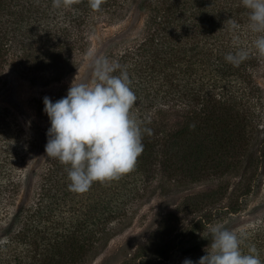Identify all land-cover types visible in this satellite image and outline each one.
Segmentation results:
<instances>
[{
  "label": "trees",
  "instance_id": "16d2710c",
  "mask_svg": "<svg viewBox=\"0 0 264 264\" xmlns=\"http://www.w3.org/2000/svg\"><path fill=\"white\" fill-rule=\"evenodd\" d=\"M133 2L145 14L141 31L101 57L121 66L114 75L127 70L138 97L132 113L152 130L136 167L70 191V166L49 158L45 139L25 137L0 106V264H93L148 201L173 192L191 194L122 264H165L175 253L180 264H198L215 225L245 233L242 251L255 244L264 261V88L256 79L264 58L241 0H104L99 10L88 0L61 8L0 0V80L8 69L33 81L63 78L82 63L96 24ZM239 48L249 57L233 66L225 55Z\"/></svg>",
  "mask_w": 264,
  "mask_h": 264
},
{
  "label": "clouds",
  "instance_id": "9594fccd",
  "mask_svg": "<svg viewBox=\"0 0 264 264\" xmlns=\"http://www.w3.org/2000/svg\"><path fill=\"white\" fill-rule=\"evenodd\" d=\"M79 2L53 0V7H69ZM88 3L92 10H99L104 0ZM241 3L249 10V29L258 34L252 45L258 56L264 58V0H241ZM229 26L232 30L239 28L235 20H230ZM238 40V36L234 37V44ZM248 57L249 51L239 48L226 54L225 60L239 66ZM117 69L121 66L110 63L107 57L96 58L91 83H76L75 78L65 97L56 102L47 96L43 98L44 112L51 122L45 150L49 158L70 166L66 168L70 191L84 193L94 182L112 181L133 171L144 151L143 135L152 134L150 128L141 127L132 113L138 97L131 88L127 70L114 75ZM209 235L210 247L198 264H264L255 244L249 246L248 253L242 251L245 233L215 225L209 229ZM183 264L196 262L185 259Z\"/></svg>",
  "mask_w": 264,
  "mask_h": 264
},
{
  "label": "rangeland",
  "instance_id": "374dc122",
  "mask_svg": "<svg viewBox=\"0 0 264 264\" xmlns=\"http://www.w3.org/2000/svg\"><path fill=\"white\" fill-rule=\"evenodd\" d=\"M144 17V11L138 2H133L126 14L123 15L121 12L98 22L91 37L92 45L82 63L58 80H47L46 78L49 77H43L33 81L16 70L8 69L0 80V106L12 111L14 123L21 128V131L23 130L25 137L43 138L48 142L47 133L51 122L44 112L43 98L47 96L56 102L65 97L75 78L76 83H91L94 78L95 59L101 57L105 49L114 41L138 36ZM90 52L94 55L89 56ZM256 79L264 88L263 68L259 69ZM202 189L191 191L193 194ZM187 193L191 194V192L157 193L141 208L133 224L111 239L93 264H122L138 245L146 241L165 214L176 211L178 204ZM183 258L181 253H175L171 261L165 264H180L179 261Z\"/></svg>",
  "mask_w": 264,
  "mask_h": 264
}]
</instances>
